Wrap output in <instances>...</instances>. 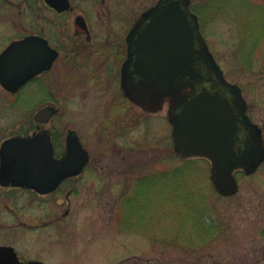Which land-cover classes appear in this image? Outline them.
Instances as JSON below:
<instances>
[{
	"label": "rangeland",
	"instance_id": "rangeland-1",
	"mask_svg": "<svg viewBox=\"0 0 264 264\" xmlns=\"http://www.w3.org/2000/svg\"><path fill=\"white\" fill-rule=\"evenodd\" d=\"M127 1L131 5L109 15L116 28L124 25L116 12L130 13L133 21L156 0ZM190 3L209 49L226 79L243 89L264 137V0ZM24 9L1 8L0 32L15 33L22 22L27 26ZM42 14L43 9H36L37 16ZM85 14L98 22L93 14ZM13 23L14 30L9 28ZM64 106L65 119L78 125L92 160L79 192L69 200L20 199L19 220L25 225L15 233L9 230L3 239L18 246L21 254L46 257L47 264H264V161L251 174H237L238 192L222 196L209 180L205 159L182 161L173 151L166 104L154 113L127 105L132 122L136 116L140 120L125 136H116L118 145L130 146L131 152H124L129 154L126 161L123 153L110 151L113 132L108 123L99 131L102 118L109 116L107 101L93 98ZM140 176L142 180H136ZM65 209L69 214L64 223L56 220L30 229L32 222L55 218ZM0 219L6 225L18 221L1 214Z\"/></svg>",
	"mask_w": 264,
	"mask_h": 264
},
{
	"label": "flooded vegetation",
	"instance_id": "flooded-vegetation-1",
	"mask_svg": "<svg viewBox=\"0 0 264 264\" xmlns=\"http://www.w3.org/2000/svg\"><path fill=\"white\" fill-rule=\"evenodd\" d=\"M129 5L131 1L127 0H0V9L25 8L24 19L27 21V26L22 22L15 33L0 32V72L3 70L14 77L26 66L30 71V75L20 83L6 84L0 80V214L11 220L18 219L16 225H6L0 219V246L11 247L23 261L37 259L47 264L45 256L49 247L45 248V258L25 256L18 246L3 239L9 230L15 233L14 229L25 225L19 220L23 209L20 199L27 197L32 202L35 199L47 201L65 197L69 200L70 195L79 192V182L84 180L83 174L92 160L84 136L76 127L78 125L71 126L72 121L65 119L67 114L62 112L65 104L93 98L107 101L109 116L102 118L105 121L99 124V131H103L105 123H108L109 132H113L109 137L112 142L110 151L118 155L123 153L121 158L124 161L129 159V154L126 156L124 152H131L130 146H121L115 141L116 136H125L140 120L136 116L132 122L127 105L133 104L141 111H147L125 94L121 74L128 57L127 36L144 10L133 21L130 13L116 12L120 22L124 23L122 27L118 25L116 28L113 16L112 22L109 18L116 9H125ZM36 9H43L44 14L37 16ZM85 13L93 14L98 22L88 19ZM49 15L56 19L57 24ZM9 26L14 30V23ZM23 40L27 42L22 44V48L15 49L1 61L13 42ZM26 90L28 102L24 100ZM241 91L243 93L242 88ZM246 112L260 128L263 137V126L254 121L247 102ZM74 145L77 153L68 165L75 166L82 155L78 151L85 153L86 159L78 172L62 177L54 187L48 188L43 181L39 187L4 183V180H20V177L23 180H51L52 169L66 166L62 160L68 157ZM11 155L13 161H5ZM23 166L29 169L28 178L18 176ZM43 173L45 176L39 177ZM136 180H142V177ZM68 214V209H65L55 218L32 222L30 229H41L56 220L64 223Z\"/></svg>",
	"mask_w": 264,
	"mask_h": 264
},
{
	"label": "water",
	"instance_id": "water-1",
	"mask_svg": "<svg viewBox=\"0 0 264 264\" xmlns=\"http://www.w3.org/2000/svg\"><path fill=\"white\" fill-rule=\"evenodd\" d=\"M127 41L128 57L121 74L125 94L149 112L159 111L167 103L177 155L181 159H206L214 189L224 196L235 194L237 172L250 174L264 160L261 130L246 113L241 88L225 78L210 52L190 0H157L141 14ZM24 42L27 40L13 42L1 61L22 48ZM29 75L27 66L14 77L1 70L0 80L16 84ZM78 152L82 155L75 166L68 165L77 153L74 145L62 160L66 166L52 169L51 180L20 177L4 183L39 187L43 181L52 188L62 177L80 170L86 155ZM5 161L12 162V155ZM23 170L27 173L23 174ZM28 173L29 169L23 166L18 176L28 178ZM44 176L43 173L39 177ZM0 264L45 263L23 261L11 247L0 246Z\"/></svg>",
	"mask_w": 264,
	"mask_h": 264
},
{
	"label": "trees",
	"instance_id": "trees-1",
	"mask_svg": "<svg viewBox=\"0 0 264 264\" xmlns=\"http://www.w3.org/2000/svg\"><path fill=\"white\" fill-rule=\"evenodd\" d=\"M193 9H194V8H193ZM194 10L196 11V9H194ZM196 13L198 14L197 11H196ZM208 224H209L210 226H212L211 221H209V220H208ZM203 229H205V227H204Z\"/></svg>",
	"mask_w": 264,
	"mask_h": 264
}]
</instances>
